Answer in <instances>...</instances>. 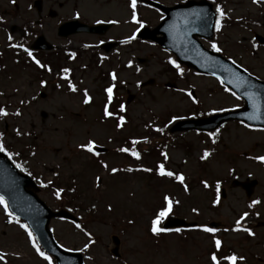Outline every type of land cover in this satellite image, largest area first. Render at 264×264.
<instances>
[{
	"label": "rangeland",
	"instance_id": "rangeland-1",
	"mask_svg": "<svg viewBox=\"0 0 264 264\" xmlns=\"http://www.w3.org/2000/svg\"><path fill=\"white\" fill-rule=\"evenodd\" d=\"M160 1L165 5L178 2ZM32 2L0 0V48L9 37L19 45L21 28L26 27L28 35L21 42L31 44L37 35H43L59 51L38 56L58 67L45 74L31 65L23 68V60L14 64L12 58L0 55L4 66L0 69V107L7 113L0 116V145L37 179L39 197L50 209L67 208L80 218L79 227L61 220L50 222L56 243L80 252L85 264H212L213 254L219 264H228L224 257L232 255L238 258L235 264H264V227H254V223L264 222V163L258 159L264 156V129L231 122L213 137L194 132L163 135L177 120L235 109L242 105L241 100L215 79L187 68H174L169 63L171 56L158 46L131 42L129 38L141 25L130 23V1L43 0L37 26ZM219 2L225 17L216 33L217 47L224 57L264 80V47L252 48L253 44L245 42L255 32L264 36L260 26L264 0ZM136 6L145 5L137 1ZM74 11L87 24L117 21V25L102 37H56L57 26L74 19ZM139 12L142 20L149 22L147 27L153 28L157 21L154 13L144 9ZM10 26H16L15 35L9 36ZM107 39L131 42L117 49L113 65L104 63L98 68L94 56L89 55L93 50L78 53L72 63L63 57L65 50L77 51L83 43L94 45ZM133 58L145 62H134L125 70L123 66ZM59 67L68 69V80L54 81L58 73L53 71ZM112 67L116 69L113 88L125 114L110 119L102 109L105 105L108 111L116 107L103 102V89L109 84L105 74ZM147 80L154 84L139 89L138 84ZM167 82L175 83L177 89L165 88ZM69 83L75 91L68 88ZM128 93L135 98L125 107ZM85 94L88 103H84ZM120 117L124 122L117 127ZM89 140L94 143L95 155L79 147ZM99 148L104 152L96 155ZM121 148L135 151L139 159L119 151ZM162 149L167 159H161ZM205 152L209 155L201 159ZM157 165L183 175V183L157 175ZM112 168L118 171L113 173ZM145 168L152 171L140 170ZM234 179L256 182L249 199L241 188L230 187ZM220 188L225 189L222 200ZM164 196L172 202L168 214L174 212L177 217L198 222L202 228L209 222H221L224 230L154 236L149 229L164 206ZM252 201L257 203L250 208ZM5 208L4 203L0 204V252L7 254L3 264H48L32 247L35 241H29L28 234ZM245 212L248 215L237 226L236 220ZM237 227L247 228L254 235L232 230ZM111 236L120 240L118 258L110 253ZM214 239L221 241L219 249Z\"/></svg>",
	"mask_w": 264,
	"mask_h": 264
},
{
	"label": "water",
	"instance_id": "water-1",
	"mask_svg": "<svg viewBox=\"0 0 264 264\" xmlns=\"http://www.w3.org/2000/svg\"><path fill=\"white\" fill-rule=\"evenodd\" d=\"M164 11L166 19L152 33L143 30L140 36L156 41L160 46L171 51L179 62L188 64L198 72L218 77L225 85L230 86L243 96L247 103L244 109L236 112L220 114L204 120L177 123L172 127V131H207L214 129L225 121L234 119L242 120L251 125L264 126V84L250 81L244 73L230 66L219 56L202 50L195 40V36L211 37L214 21L211 5L206 1H190L176 8H164ZM106 28V26L90 28L78 23H66L60 27L59 35L66 37L81 31H104ZM155 34H161L163 37L155 39ZM258 40L264 43L262 38L258 37ZM33 48L49 50L50 46L40 38ZM151 83L148 82L144 85ZM252 186H254V183L242 185L247 197L251 194ZM34 191H37V189L30 179L18 174L0 154V195L7 201L11 212L29 224L42 247L56 258L58 264H81L79 255H66L58 252L47 230L50 218L65 217L71 219L72 217L65 212H50L37 199ZM222 197H224V194H222ZM187 226H194V224L177 219H169L165 224V228ZM112 242L116 246L112 253L118 256V239L113 237ZM65 258H68L69 261Z\"/></svg>",
	"mask_w": 264,
	"mask_h": 264
},
{
	"label": "snow or ice",
	"instance_id": "snow-or-ice-1",
	"mask_svg": "<svg viewBox=\"0 0 264 264\" xmlns=\"http://www.w3.org/2000/svg\"><path fill=\"white\" fill-rule=\"evenodd\" d=\"M136 2H137V0H130V3H129V7H130L131 9H133L132 14H131V22H132V23H138L137 16H136V12H135ZM252 2H253V3H256L257 0H252ZM216 13H217V17H216V28H217V31H219V30H220V27H221L220 20H221V18H223V16H224V13H223V11L221 10V8H220L219 5H217V7H216ZM113 23H115V21H113ZM141 27H143V25H141ZM138 30H139V29H137V31H138ZM134 36H135V33L133 34V37H130L129 39L134 38ZM9 40H11V37H9ZM124 42H127V41H124ZM10 46H11V47H14V48L17 47V45H10ZM20 47H22V45H21ZM211 47L213 48L214 51H217V52L220 51V49L217 48V46H216L215 44H212ZM254 47H255V45H254ZM24 51L28 54V56H29L30 58L32 57V53L29 52L28 49L25 48ZM33 62H35V63H37V64L39 65V62H38V61H33ZM169 63H170V64H173V66L176 67V65H175V63H174L173 61L169 60ZM63 71H64L65 73H67V72H68V69L65 68V69H63ZM65 79H66V77H65ZM113 79H115V76H114V75H113ZM41 83H43V82H41ZM68 88H69L71 91H75V90H76V89L73 87V85H72L71 83L68 84ZM105 92L108 94V98H109V100H111V97H112V88H111V87L106 88V89H105ZM88 102H89V98L87 97V94H85L84 103H88ZM194 102H195V101H194ZM124 110H125L124 106L121 105V107H120V111L123 112ZM16 114L18 115L19 113H16ZM5 115H7V113L5 112V110H4L2 107H0V116H5ZM110 115H111V113L108 111V109H107V105H105L104 116H105V117H108V116H110ZM123 122H124V118H123V117H120V118H119V123H117V127H120V125H121ZM133 143H136V141H133ZM79 147H80L81 149H83V150H85V151H87V152L92 153L93 155H95V152H94V143H93V141L89 140V141L87 142V144H81V145H79ZM3 151H4L3 146H0V152H3ZM119 151H121V152H129V150L126 149V148H121V149H119ZM129 154L132 155L133 157H135L136 159H139V155H138V153H136L135 151H131V152H129ZM208 155H209V154H208L207 152H205V153L203 154V156L201 157V159H204V158L207 157ZM165 159H167V156H165ZM258 159L260 160V162L264 163V156L258 157ZM17 167H19V165H17ZM105 167H107V166L105 165ZM140 170H141V171H145V172H150V171H152V169H147V168H145V169H140ZM111 171H112L113 173H115V172L118 171V169H116V168H112ZM128 171L131 172V171H133V169L129 168ZM156 174L159 175V176L174 177V179H175L176 181L181 182V183H183V181H184V177H183V175L174 174V173L171 172V171H167V170H165V167H164L163 165H157V166H156ZM207 186H208V185L205 184V187H207ZM218 187H219V186H218ZM185 190H187V189H185ZM56 196H57V198H60V192H59V191L56 192ZM163 202H164V206L160 209V211H158V212L155 214V218L152 219V221H151V227H150L149 230L151 231V233H152L154 236H155V235H158V234L161 233V232H166V231H168L167 229H164V228L158 227V225L160 224L161 220H162L164 217H166V216L168 215V213L171 211V204H172V202H171L170 198H169L168 196H164V197H163ZM3 203H4V200H3L2 197H0V204H3ZM214 203H215V201H214ZM256 203H257V201H252V203L249 204V207L251 208L252 205H254V204H256ZM5 211L7 212V208H5ZM9 215H11V214L9 213ZM247 215H248L247 212L243 213V214L240 216V218H239L238 220H236V222H235L236 225L239 226L240 223H241V221L244 220L245 217H246ZM9 222H11V221H9ZM20 227H21L22 229H24V231L28 234V239H29V241H33V240H34V237H33L32 233L28 230V228H27L24 224H20ZM77 227H79V225H77ZM232 230H233V231L242 230V231L246 232L249 236L254 235V233H252V232H251L250 230H248L247 228L240 229L239 227H237V228H234V229H232ZM177 231H179V230H177ZM202 231H204V232H208V233H214V232H215V229H213V228H211V227H203V228H202ZM213 243H214V245L216 246L217 249L220 248V245H221V241H220V240H216V239H214V240H213ZM32 247H33L34 249H36L37 254H38L39 256H41L44 260L48 261V264H51V261L49 260V257L46 256L42 251H40L39 248L37 247V245H36L35 243H32ZM86 247H87V245H85V248H86ZM6 256H7L6 253L0 252V264H3V262L6 260ZM224 259H225L226 261H228V264H235V262L237 261L238 258H237L235 255H232V256H226V257H224ZM239 259L242 260L243 257H240ZM210 260L212 261V264H219L218 258H217V256H216L215 254H213V255L210 256Z\"/></svg>",
	"mask_w": 264,
	"mask_h": 264
}]
</instances>
